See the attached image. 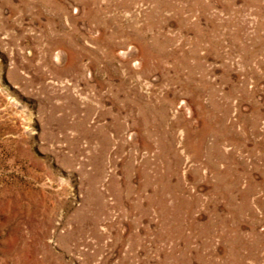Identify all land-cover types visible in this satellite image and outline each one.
<instances>
[{
    "label": "rangeland",
    "instance_id": "obj_1",
    "mask_svg": "<svg viewBox=\"0 0 264 264\" xmlns=\"http://www.w3.org/2000/svg\"><path fill=\"white\" fill-rule=\"evenodd\" d=\"M0 264H264V0H0Z\"/></svg>",
    "mask_w": 264,
    "mask_h": 264
}]
</instances>
